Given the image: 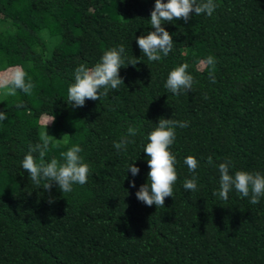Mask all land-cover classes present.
I'll return each instance as SVG.
<instances>
[{"label":"trees","instance_id":"trees-1","mask_svg":"<svg viewBox=\"0 0 264 264\" xmlns=\"http://www.w3.org/2000/svg\"><path fill=\"white\" fill-rule=\"evenodd\" d=\"M214 2L211 17L193 12L187 23H164L173 49L149 61L136 37L153 31L155 0H0V74L21 66L35 85L31 95L0 89L7 115L0 121V264H264V196L254 205L234 188L226 201L213 195L226 159L230 174L264 175V0ZM119 45L124 84L73 108L75 68L94 66ZM209 55L214 68L201 64ZM183 63L194 83L176 95L165 83ZM48 116L55 121L46 128ZM161 117L187 127L176 128L169 149L173 197L149 207L135 193L148 181L143 150ZM130 125L137 134L118 151L114 143ZM46 131L61 140L45 162H63L60 153L78 144L90 169L86 184L61 192L55 183L50 191L46 181L32 183L22 160ZM189 155L198 161L195 173L184 163ZM194 174L197 190L186 191Z\"/></svg>","mask_w":264,"mask_h":264},{"label":"clouds","instance_id":"clouds-1","mask_svg":"<svg viewBox=\"0 0 264 264\" xmlns=\"http://www.w3.org/2000/svg\"><path fill=\"white\" fill-rule=\"evenodd\" d=\"M217 8L214 0H155V5L150 14V23L153 31L146 35L142 34L136 37V43L142 54L149 61H159L168 56L173 49L174 41L170 34L162 25L173 20L189 21L193 12L195 15L206 14L211 17ZM125 48L123 45L109 48L104 51L99 62L94 66L88 67L80 64L74 70V83L68 88V103L73 108L83 107L86 100L97 101L101 95L107 96L109 89H117L124 84L120 76V69L125 62ZM137 60L129 62L136 65ZM216 59L209 55L201 61L202 65L212 66L214 68ZM187 63L180 64L173 68L167 77L165 87L173 94L179 95L182 91H190L194 83V77L187 71ZM26 72L21 66H15L0 74V89H5V94L15 96L17 90L31 95L35 85L31 78L26 80ZM212 82H215L214 72H209ZM101 89L104 91L101 92ZM17 107H23L17 104ZM7 119L4 111H0V121ZM55 121V116L46 118L45 127ZM187 127L186 122L174 119L159 118L155 128L148 134V143L144 147L147 154V164L150 169L148 172L147 183L140 186L135 193L136 198L145 205L156 207L165 205L166 197H173V185L177 180L175 169L176 157L169 150L170 146L176 139V128ZM138 129L129 126L127 135L121 137L120 142H115L114 147L120 150H127V145L133 141L128 137L135 136ZM61 139H56L46 132L40 136V142L29 145L28 153L22 160V169L28 174L33 184L40 186L41 181H46L43 188L50 191L53 183L58 186L61 192H71L73 184L84 185L87 183L89 175V165L84 163L83 158L79 155L83 150L76 144L70 147L66 152H61L60 156L63 162L52 158L50 162H45L46 154L51 147L58 146ZM38 154L40 163H36ZM190 172L195 173L198 168V161L194 156H187L184 160ZM208 164L213 165L211 157L208 158ZM231 161L226 159L220 163V186L219 191L213 195H218L222 200H228L229 192L234 188L241 197H249L251 204H258L260 197L264 196V175L259 172L236 171L230 174ZM128 171L135 177L139 174L140 169L134 164H130ZM150 181V183H149ZM135 187V182L131 183ZM183 187L186 191L195 192L197 190V176L194 174L190 179H185ZM49 204L54 203V198L49 199Z\"/></svg>","mask_w":264,"mask_h":264},{"label":"rangeland","instance_id":"rangeland-1","mask_svg":"<svg viewBox=\"0 0 264 264\" xmlns=\"http://www.w3.org/2000/svg\"><path fill=\"white\" fill-rule=\"evenodd\" d=\"M5 93V91L4 90H2V92H1V95H3Z\"/></svg>","mask_w":264,"mask_h":264}]
</instances>
